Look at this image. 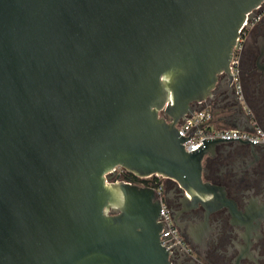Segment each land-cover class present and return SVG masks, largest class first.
<instances>
[{"label":"water","instance_id":"95a60500","mask_svg":"<svg viewBox=\"0 0 264 264\" xmlns=\"http://www.w3.org/2000/svg\"><path fill=\"white\" fill-rule=\"evenodd\" d=\"M263 1L0 0V264H168L154 189L106 174L218 191L220 139L187 152L177 125Z\"/></svg>","mask_w":264,"mask_h":264},{"label":"flooded vegetation","instance_id":"af4514ba","mask_svg":"<svg viewBox=\"0 0 264 264\" xmlns=\"http://www.w3.org/2000/svg\"><path fill=\"white\" fill-rule=\"evenodd\" d=\"M245 22L229 73L217 76L201 106L215 130L260 139L219 138L207 146L201 179L218 191L204 192V201L161 178L162 200L181 240L166 250L168 264H264V1ZM220 197L234 208H212L211 200Z\"/></svg>","mask_w":264,"mask_h":264},{"label":"built area","instance_id":"2783aa9c","mask_svg":"<svg viewBox=\"0 0 264 264\" xmlns=\"http://www.w3.org/2000/svg\"><path fill=\"white\" fill-rule=\"evenodd\" d=\"M246 23V22H245ZM244 23V25H245ZM202 102L195 103V110L192 114L186 116V118L177 125V130L179 135L183 137H188L183 142L184 149L187 152L195 150L198 146L201 145V141L204 139H214V138H250L251 140L260 139L258 135L249 136L246 133L239 132L236 130H221L217 131L212 127V116L208 108L201 106ZM189 133H191L189 135ZM124 169L121 167H115L106 174L108 182H127L123 179ZM156 177L157 180L153 181L154 187H151L155 191L156 198L161 203L160 208V222L163 224V229L160 235V243L166 249H171L172 247L181 245V240L177 234L176 228L170 220L168 210L162 200V182L159 176L153 175L141 179H152ZM143 186V185H142ZM170 237V238H169ZM168 238V239H167ZM166 239V240H164Z\"/></svg>","mask_w":264,"mask_h":264},{"label":"trees","instance_id":"16d2710c","mask_svg":"<svg viewBox=\"0 0 264 264\" xmlns=\"http://www.w3.org/2000/svg\"><path fill=\"white\" fill-rule=\"evenodd\" d=\"M123 179L126 181H129V182H132L134 184H139V185L148 186V187H154V184H153L154 180L159 181V180H157L156 177H153L152 179L137 178L134 175L126 172L125 170L123 173Z\"/></svg>","mask_w":264,"mask_h":264}]
</instances>
